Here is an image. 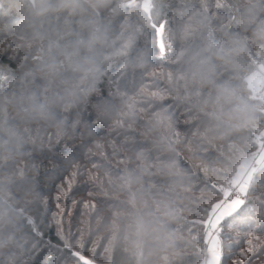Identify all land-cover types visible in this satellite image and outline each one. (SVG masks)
Segmentation results:
<instances>
[{"label":"trees","instance_id":"1","mask_svg":"<svg viewBox=\"0 0 264 264\" xmlns=\"http://www.w3.org/2000/svg\"><path fill=\"white\" fill-rule=\"evenodd\" d=\"M135 2L0 0V264H92L85 254L97 247L110 264H149L157 254L155 264L184 255L183 264H200L212 207L239 199L235 172L264 136L253 120L243 124L253 131L236 146L235 171L203 193L202 219L182 249L171 237L146 248L140 218L122 243L96 229L125 214L118 188L144 175L163 182L213 92L236 97L225 68L238 75L246 58L257 66L247 87L264 78V0ZM262 168L218 227L220 264H264V184L254 181Z\"/></svg>","mask_w":264,"mask_h":264},{"label":"clouds","instance_id":"2","mask_svg":"<svg viewBox=\"0 0 264 264\" xmlns=\"http://www.w3.org/2000/svg\"><path fill=\"white\" fill-rule=\"evenodd\" d=\"M260 62L264 63V60ZM242 63L245 68L238 75L230 67L224 69L225 81L237 89L236 97L226 100L213 92L214 99L201 112L194 137H186L175 145L172 154L174 167L170 173L163 174V182L158 183L153 176L144 175L127 188L117 189L124 198L125 214H114L96 225L106 241H111L115 236L117 242L122 243L130 221L140 218L149 229L143 237L146 248L163 247L170 237L175 248L182 249L187 244L185 237L190 238L194 234V218H201L199 212L204 200L203 193L212 191L213 183H223L235 171L239 162L236 146L243 145L245 137H250L253 131L251 128L245 129L244 122L253 120L264 127V97L261 95L264 88L254 94L246 83V77L256 71L257 66L246 58ZM176 127L182 130L184 125L177 124ZM124 179L126 177H121V180ZM254 181L264 184V168L255 174ZM249 191H255V187ZM130 198L137 200V207L133 208L127 203ZM244 199L247 202V198ZM79 215L77 210L75 216ZM91 242L92 237L88 236L85 246ZM168 251L171 254V248ZM102 256L103 247H97L96 258L99 260ZM186 259H190V256L184 255L181 259L173 260L172 264H183ZM157 260L159 254L149 264H155Z\"/></svg>","mask_w":264,"mask_h":264},{"label":"rangeland","instance_id":"3","mask_svg":"<svg viewBox=\"0 0 264 264\" xmlns=\"http://www.w3.org/2000/svg\"><path fill=\"white\" fill-rule=\"evenodd\" d=\"M158 43L162 48L163 40L161 29L158 30ZM249 86L255 93L260 92L264 86V78L257 75L251 76ZM261 95L264 97L263 94ZM260 141L259 149L254 154L249 155L250 157H246L241 161L235 172L232 184L230 185L232 190L235 189L236 192H240L238 193L240 196L239 199L233 200L231 197L232 200H223L215 204L210 211V216L206 224V259L200 264H220L222 253L217 232L218 227L226 216L234 213L238 209L242 203V197H244L248 191L256 169L264 163V136L260 137ZM229 196L230 193H227V197ZM104 253L105 250L103 249V256L99 260L95 258L96 249L90 250L89 255L85 254V256L93 262L92 264H94V261L95 264H101V261H103V264H110L107 262V257L104 256Z\"/></svg>","mask_w":264,"mask_h":264},{"label":"built area","instance_id":"4","mask_svg":"<svg viewBox=\"0 0 264 264\" xmlns=\"http://www.w3.org/2000/svg\"><path fill=\"white\" fill-rule=\"evenodd\" d=\"M262 88H264V87H262ZM232 191H233V193L231 195L232 198H239L240 197L239 194H238L239 193L238 191L236 192L235 189H233ZM235 193H237V194H235Z\"/></svg>","mask_w":264,"mask_h":264},{"label":"crops","instance_id":"5","mask_svg":"<svg viewBox=\"0 0 264 264\" xmlns=\"http://www.w3.org/2000/svg\"><path fill=\"white\" fill-rule=\"evenodd\" d=\"M264 164V163H263Z\"/></svg>","mask_w":264,"mask_h":264}]
</instances>
